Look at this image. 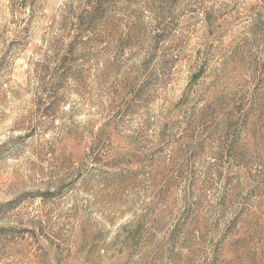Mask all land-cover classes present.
<instances>
[{
    "label": "rangeland",
    "instance_id": "374dc122",
    "mask_svg": "<svg viewBox=\"0 0 264 264\" xmlns=\"http://www.w3.org/2000/svg\"><path fill=\"white\" fill-rule=\"evenodd\" d=\"M0 264H264V0H0Z\"/></svg>",
    "mask_w": 264,
    "mask_h": 264
}]
</instances>
